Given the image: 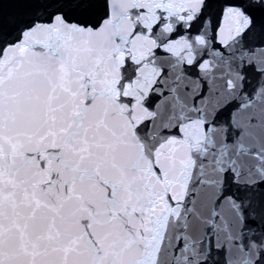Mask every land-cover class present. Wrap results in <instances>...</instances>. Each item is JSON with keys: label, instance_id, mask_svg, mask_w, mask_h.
Returning <instances> with one entry per match:
<instances>
[{"label": "snow or ice", "instance_id": "1", "mask_svg": "<svg viewBox=\"0 0 264 264\" xmlns=\"http://www.w3.org/2000/svg\"><path fill=\"white\" fill-rule=\"evenodd\" d=\"M0 264H264V0H0Z\"/></svg>", "mask_w": 264, "mask_h": 264}]
</instances>
